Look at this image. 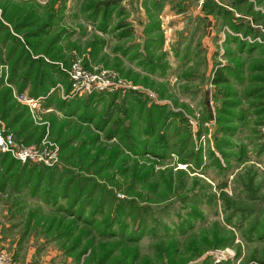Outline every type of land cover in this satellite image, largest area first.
<instances>
[{
    "label": "rangeland",
    "instance_id": "rangeland-1",
    "mask_svg": "<svg viewBox=\"0 0 264 264\" xmlns=\"http://www.w3.org/2000/svg\"><path fill=\"white\" fill-rule=\"evenodd\" d=\"M15 36L55 65L49 98ZM73 61L114 88L62 97ZM20 95L39 107L13 129ZM0 126L57 147L36 170L0 152V256L264 264V0H0Z\"/></svg>",
    "mask_w": 264,
    "mask_h": 264
},
{
    "label": "built area",
    "instance_id": "built-area-1",
    "mask_svg": "<svg viewBox=\"0 0 264 264\" xmlns=\"http://www.w3.org/2000/svg\"><path fill=\"white\" fill-rule=\"evenodd\" d=\"M199 4H203L206 0H196ZM5 66V65H4ZM69 79V89L62 92V97H73L81 92L90 94L95 91L112 90L115 86L113 82L108 81V78L101 77L96 73L86 71L79 65V61H73L71 66L66 69ZM80 95V94H78ZM21 102H25L30 107L31 115L34 117L38 110L39 101L34 98H27L24 95L17 97ZM37 113V112H36ZM52 147L49 149H40L34 145H24L16 143L11 133L4 127L0 126V152L11 153L13 157L22 163L41 164L44 166H51L57 160L56 145L51 143ZM0 264H17L10 258L0 256Z\"/></svg>",
    "mask_w": 264,
    "mask_h": 264
},
{
    "label": "trees",
    "instance_id": "trees-1",
    "mask_svg": "<svg viewBox=\"0 0 264 264\" xmlns=\"http://www.w3.org/2000/svg\"><path fill=\"white\" fill-rule=\"evenodd\" d=\"M232 28H234V26ZM24 38H29V37L24 36ZM15 39H16L17 42H19V44L21 45L22 49L25 50V51H23V53L26 52L25 55L29 56L28 57L29 61L32 62L34 64L33 65L34 68H36L35 69L36 70L35 71V81L33 82V84H35V86L31 90L29 95L32 96V97H40V96L44 97L45 96L46 99H47V97L49 98V95H47V92L49 91V89L51 87H53V83L54 82L52 81V79L50 77H47V75L50 73V72L47 71V67L48 66H52L53 68L56 69L55 65L51 64L49 62L48 63L44 62L41 57H37V58L33 57L31 55V53L23 47V44H22V42H20V39L17 38L16 36H15ZM27 44H28V42H27ZM28 46H29V44H28ZM46 52H48V51H46ZM227 81H228V78L223 73V70H220V69H218L216 71V73L214 74V76L212 78V82H213L214 85H219V84H222V83H226ZM5 90H7V92L9 94H11V92H12L10 86H7V88H5ZM18 91L21 92L22 91V87L19 88ZM3 101H6V105L5 106L2 105V107H4L5 109H4L3 114L1 115V117L3 119H8L9 120V124H10L11 128L14 129V126L16 124H18L22 119L26 120L27 118H29V121L33 122V118L30 116V111H29L28 107L25 108L26 109V111H25L26 113L24 114L23 112H19V110L17 108H14V105L11 102L10 96H9V98H8V96H7L6 99L4 98ZM3 101H2V103H3ZM59 102H60V105L62 107L68 108L67 113H71V115L72 114L78 115V117H81L80 114L83 113V112H80L81 110L78 111V109H84L85 107L88 106V100L86 102L82 103L79 100H75V101L71 100V101L68 102L66 100H62L61 99V100H59ZM3 158H5L4 154H3ZM22 166L24 168L28 169V170H36L39 166L41 167L43 165L25 163V164H22ZM27 167H29V168H27ZM45 168L48 169V170L51 169L49 167H45ZM48 180H49L48 184H50V182L52 181V176H49ZM70 213H72V215L75 214L72 211H70ZM110 237H112V235H110Z\"/></svg>",
    "mask_w": 264,
    "mask_h": 264
},
{
    "label": "crops",
    "instance_id": "crops-1",
    "mask_svg": "<svg viewBox=\"0 0 264 264\" xmlns=\"http://www.w3.org/2000/svg\"><path fill=\"white\" fill-rule=\"evenodd\" d=\"M209 21H211V20L209 19Z\"/></svg>",
    "mask_w": 264,
    "mask_h": 264
}]
</instances>
